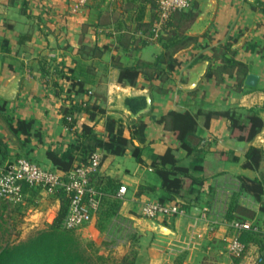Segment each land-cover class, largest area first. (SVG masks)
I'll list each match as a JSON object with an SVG mask.
<instances>
[{"label": "crops", "instance_id": "obj_1", "mask_svg": "<svg viewBox=\"0 0 264 264\" xmlns=\"http://www.w3.org/2000/svg\"><path fill=\"white\" fill-rule=\"evenodd\" d=\"M195 1L198 17L186 33L198 37L200 46L182 54L181 68L165 84L167 94L152 95L142 77L135 87L119 83L113 60L119 58L124 65H133L152 61L163 52L159 38L164 33L156 40L148 36L158 19H154L153 8L158 0H0V48L4 42L10 48L8 52L0 49V138L8 144L10 158L27 152L10 132L1 107L16 118L33 120V131L41 133V141L32 137L29 156L47 169H54L46 156L47 149L52 146L64 151L74 136L64 126L60 113V107L67 103L71 82L61 78L52 65H65L64 71L72 68L73 77L85 83V89L107 115L123 119L129 139V122L137 118L130 114L126 99L149 95L151 107L140 115L147 124L145 141L134 139L124 156L104 157L99 173L117 192L126 187L120 208L128 209L126 214L139 226L135 230L138 263L255 264L259 260L256 248L235 257L228 245L235 234L230 225L235 220H249L264 229L262 202L242 190L240 181V177L264 180V159L257 170L243 167L251 146L264 152V125L250 143L231 137L227 118L214 119L209 128L200 125L197 135L190 139L196 152L188 156L186 151H178L185 165H192L198 158L215 164L213 175L192 195L199 196L198 202L184 214L166 219L172 235L154 233L146 227L147 218H136L142 215L144 205L165 196L151 164L156 155L174 147L173 133L159 122L168 111L234 109L247 123L248 111L255 109L264 122V0ZM140 10L143 21L149 24L147 31L138 28ZM142 40L147 44H141ZM94 45L107 48L101 58L94 57ZM225 46L226 57L243 63L246 73L238 68H220L221 59L215 55ZM45 62L50 65L47 74L41 69ZM211 69L216 74L207 78ZM89 122L87 115L79 116V124ZM96 130L104 134L105 119L99 120ZM136 147L142 149L144 164L134 157ZM219 149L227 152V160L216 159ZM7 161L3 159L0 166ZM40 194L53 198L59 207L56 196L44 191ZM34 197L27 193V199ZM82 230L95 231L93 236L97 237L94 224Z\"/></svg>", "mask_w": 264, "mask_h": 264}, {"label": "trees", "instance_id": "obj_2", "mask_svg": "<svg viewBox=\"0 0 264 264\" xmlns=\"http://www.w3.org/2000/svg\"><path fill=\"white\" fill-rule=\"evenodd\" d=\"M153 8L154 19H156L159 15L158 2L154 3ZM198 9V2L194 0L191 9L175 12L170 17L163 26L164 35L159 38L163 42V52L157 55L154 60L124 65L119 58L114 59V66L119 71V83L135 87L142 77L150 87L152 95L155 93L167 94L168 90L165 88V84L181 68L182 54L200 46L198 37L186 33L196 21ZM143 19L144 13L143 10H140L136 19L138 28L147 31L149 24L145 23ZM147 42V40H142L141 44L145 45ZM227 48L228 46L220 48L215 55L217 59H221L222 66L220 68L223 71L238 68L246 73V66L243 63L226 57ZM0 49L1 52H8L9 44L4 42ZM106 49V47L100 48L94 45L91 51L94 57L101 58ZM219 52L223 54L222 57ZM49 67L47 62L42 64L43 74H47ZM64 68L65 65L61 64L53 66L56 73L60 72L61 78L71 82L67 92V103L60 107V113L64 126L73 134L74 139L64 151L52 146L47 149L46 156L53 164L54 171L64 177L75 166L87 164L89 157L95 152H101L103 157L124 156L134 139L141 143L145 141L147 124L142 118L143 116L129 122L131 126V139H129L125 134L127 128L123 119L107 115L106 109L94 101L90 92L85 89V83L73 77L74 70L68 68L67 71H64ZM215 74L216 70L211 69L207 78ZM125 104L133 115H136L147 107V99L145 96L128 97ZM5 109V107H1V113L10 132L18 139L21 149L27 151L14 158L24 157L33 161L29 156L31 151L28 148L29 143L32 137H37L41 141V133L33 131V120L16 118ZM81 114L87 115L90 122L79 124ZM247 117L248 122H243L242 116L234 109L227 111L200 110L197 113L188 110L184 112L172 110L163 115L159 122L173 133L175 142L174 147H169L164 154L156 155L151 164L152 170L161 180V189L165 192V196L159 202L176 203L184 210H189L194 202H198L199 196L193 198L192 195L196 187H203L207 179L213 175L216 169L215 164L198 158L192 165H185L182 163L183 158L178 155V151L182 149L188 156H191L197 149L192 146L190 139L197 135L200 125L209 128L214 119L220 118H227L231 122V137L234 140L250 143L262 131L264 122L259 111L255 109L249 110ZM101 119H105V132L102 135L96 130ZM8 153V144L0 138V165L3 159H8V161L14 159L10 158ZM134 157L139 163L144 164L141 148H135ZM216 159L227 160V152L217 150ZM263 159V150L251 146L246 153L243 167L257 170ZM99 175L98 173L91 177L92 185L103 193L98 214H101L103 219H110L120 208L121 200L116 197L117 188L112 185L111 181L105 182ZM240 181L242 190L262 202L264 211V180L240 177ZM41 190V188L26 185L24 191L30 192L34 197ZM55 196L60 200L62 206L53 222L46 229L25 240L7 242L1 246L0 264H139L137 261L138 252L134 247L122 258L116 259L112 254H100L94 241L85 243L75 230L64 228L63 221L68 211V197L62 192ZM30 200L32 198H28L26 201ZM10 205L11 203L8 201L0 199V230L3 228L2 216ZM141 216L139 215V217ZM229 218L231 219L232 216L229 215ZM157 221L167 226L166 219H157ZM132 237L135 243L136 235L134 234ZM239 240L245 245L246 251L251 247L256 248L259 252L258 264H264L263 230L241 231Z\"/></svg>", "mask_w": 264, "mask_h": 264}, {"label": "built area", "instance_id": "obj_3", "mask_svg": "<svg viewBox=\"0 0 264 264\" xmlns=\"http://www.w3.org/2000/svg\"><path fill=\"white\" fill-rule=\"evenodd\" d=\"M193 1L158 0L159 15L153 30L154 36L157 37L164 33L163 26L175 12L191 9ZM103 160V154L95 152L89 157L87 164L75 166L63 177L59 172L44 169L27 158L11 159L0 166V199L13 204L25 203L27 199V193L24 191L26 185L41 188L54 196L62 192L68 197V211L63 221V227L75 231L82 230L92 223L100 209L103 193L92 185L91 177L100 173ZM125 193L126 187H121L116 192V197L122 199ZM184 213L185 210L176 203L164 204L159 201L147 203L142 210L143 217L154 220L169 219ZM230 225L235 234L229 241L228 250L231 255L241 257L246 253V248L239 240V233L262 229L249 220H235Z\"/></svg>", "mask_w": 264, "mask_h": 264}, {"label": "rangeland", "instance_id": "obj_4", "mask_svg": "<svg viewBox=\"0 0 264 264\" xmlns=\"http://www.w3.org/2000/svg\"><path fill=\"white\" fill-rule=\"evenodd\" d=\"M148 34L151 40L158 38V36H154V32ZM39 165L47 169L44 165ZM40 192L28 204L11 203L8 210L4 212L1 219L3 228L0 230V247L7 242L25 240L46 229L53 222L60 211L62 203L59 200V207H57L53 198L40 194ZM128 211L126 208H119L110 219H103L101 214H97L91 223L98 231L97 237L93 236V233L96 234L95 231H91L93 229L89 230L88 233L79 230L76 231V234L85 243L94 241L100 254H112L116 259H120L129 253L133 247H136L132 235L136 233L135 230L139 226H137L135 220L128 217L126 214ZM136 218H140L138 214ZM93 237L95 240H93Z\"/></svg>", "mask_w": 264, "mask_h": 264}, {"label": "water", "instance_id": "obj_5", "mask_svg": "<svg viewBox=\"0 0 264 264\" xmlns=\"http://www.w3.org/2000/svg\"><path fill=\"white\" fill-rule=\"evenodd\" d=\"M250 79H253V77H250ZM147 99V107L143 110H141L138 114L134 115V117L138 118L140 115L145 114L149 111L152 103L151 97L148 95L146 96ZM130 114L133 115V113L130 111ZM146 227L147 229L153 231L154 233L157 234H162V235H172L174 232L167 227L166 225L154 220V219H146Z\"/></svg>", "mask_w": 264, "mask_h": 264}]
</instances>
